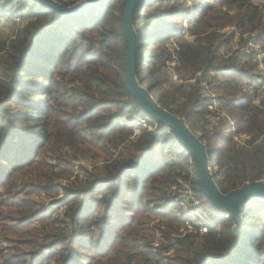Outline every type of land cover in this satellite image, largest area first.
I'll use <instances>...</instances> for the list:
<instances>
[{
    "label": "trees",
    "instance_id": "obj_1",
    "mask_svg": "<svg viewBox=\"0 0 264 264\" xmlns=\"http://www.w3.org/2000/svg\"><path fill=\"white\" fill-rule=\"evenodd\" d=\"M54 1L72 6L80 0ZM125 1L101 0L83 14L61 17L36 0H0V21L17 23L10 44L0 38V52L7 53L0 72V221H8L0 226V243L18 235L21 246L33 249L20 250L15 258L0 256V264L13 259L17 264H161L167 248L149 252L152 242L143 228L145 219L156 217L161 239L176 245L170 264H264V198L241 206L239 226L229 216L207 225L204 234L171 235L185 217L167 188L188 181L193 194L210 203L190 153L168 144L178 142L172 131L151 119L123 85ZM227 25L233 30L223 32ZM132 27L136 80L150 81L149 90L168 89L153 99L161 108L189 126L195 114L212 108L214 99L200 86L212 73L213 81L219 80L212 89L234 131L264 136V82L258 83L264 79V0H139ZM237 32L249 34L240 45L258 43L259 50L225 57ZM170 62L185 83H168ZM249 82L257 83L251 93L245 90ZM210 113L218 116L217 125L203 129L197 123L195 129L219 191L264 181V137L239 145L230 132L224 134L226 118ZM215 137L223 146H212ZM84 145L105 153L102 176L92 174L64 189L63 221L24 195L34 188L52 191L53 175L40 160L42 151L68 147L83 153ZM166 148L174 157L163 154ZM139 247L147 250L126 251L122 261L124 248Z\"/></svg>",
    "mask_w": 264,
    "mask_h": 264
},
{
    "label": "rangeland",
    "instance_id": "obj_2",
    "mask_svg": "<svg viewBox=\"0 0 264 264\" xmlns=\"http://www.w3.org/2000/svg\"><path fill=\"white\" fill-rule=\"evenodd\" d=\"M18 18H15V20H17ZM16 22V21H15ZM19 23V22H18ZM187 22L185 21L183 23V27L187 26L186 25ZM17 26V23H13L12 20H8V19H3L0 21V38L4 39L6 41L7 44H10L12 41V35L14 33V30ZM230 25H227V28L224 29L223 32H230L231 30H233V27H229ZM249 34L247 33H240L237 32L235 35V39L232 40L230 42V44L225 47V57H227L229 54L232 53V51H237L239 53L248 50V51H258L259 50V44L258 43H248V44H244V45H240L239 43L242 42L241 39H245L247 38ZM0 39V40H1ZM171 42H167L166 45L167 46H171ZM7 59V53L6 51H2L0 52V72L3 70L2 68V64L3 62H6ZM169 78V77H168ZM217 81H219L218 79H214L213 81V74L212 73H208L204 80H202V82L200 83L201 88H203V94L204 96H207L208 98L214 99L212 102V106H215L219 111H223L226 112V110L224 108L221 109V107L219 106V101L217 99L218 94L212 89L214 84H217ZM150 81H146L143 82L142 84H139L142 88H144L146 91L148 90L149 95L157 100L158 95L164 94L166 92V89L163 85V88H159L157 90H149L148 89V83ZM169 84H178V83H185L184 81L179 82L174 80L173 78H169L168 81ZM246 90V89H245ZM247 91V90H246ZM248 93H250L249 91H247ZM221 94V93H220ZM211 106V107H212ZM207 109L203 112H199L197 114H195L192 119L189 122V130L197 137V133H196V125L197 123H199V128L203 129L208 126V128L210 127L207 123V120H209L211 117L210 112L214 111L212 108ZM227 114V112H226ZM229 115V114H228ZM180 118V117H179ZM232 120V117H230ZM233 121V120H232ZM202 127H201V126ZM225 129H224V134H226L227 132H229V128L228 125H224ZM203 129L200 130V132L203 131ZM207 134H210V132ZM209 136V135H207ZM213 141H215L213 143L212 146H223V143L221 142V140L219 138H213ZM168 144H180V143H176L174 141H168ZM181 145V144H180ZM182 146V145H181ZM212 146L208 147V151L212 150ZM82 149L84 150L83 153H75L73 152L70 148L68 147H61L60 151H51V150H45L44 152L42 151L41 155H40V160L43 161V163H47L50 167H51V172L53 175V179L51 181V186H52V191L50 194H46L41 192V190H39V188L36 190V188H34L32 191H27V193L24 195L27 198H30L31 200H35L37 202V204H41L42 207L44 208L46 213H51V212H55L58 218H62L61 220L66 221L67 220V216L64 215L63 211L60 212L61 209V204H64V189L67 187H71L74 186L75 184H81L83 182V180L87 177V176H91L92 174H96L97 177L102 176V170L101 167L105 164L104 162V158H105V153L95 147L92 146H87L84 145L82 146ZM163 154L167 155L168 157H174V155H172L169 151L168 148H166L163 151ZM212 156V155H210ZM213 170L218 169V167L216 165L213 166L212 168ZM211 173V172H210ZM173 193H171V195L169 194V196H172V194H175L176 192L179 193V190L181 192L182 195V203L181 204H186L184 205H179L180 206V213L179 216L183 215L184 217L187 215L190 216H196L197 220L196 223H205L207 225L212 224V223H216V220L218 218H220L222 221L227 219L224 214L225 212H222L220 210H218L216 207L212 206L211 203L207 204L204 199H201L199 197H196L194 200L192 201H187L183 196H186V190L185 188L182 186H179V188L175 189L172 188ZM254 198H250L251 199V203L254 204ZM247 199L243 204H248L249 200ZM58 202V203H56ZM59 204V205H57ZM242 204V206H243ZM148 205V203H147ZM146 205V206H147ZM60 206V207H59ZM63 206V205H62ZM149 207H151L149 205ZM141 208H144V206L141 205ZM158 217H156V219L153 220H144V225L143 228H145V230H147V234H148V238L151 240V248L149 249V252L153 253L155 252L156 248L158 247H165L167 249H164V253H162L161 258L162 259V263L161 264H170V263H174L175 258H176V245H168V243H165L161 237L159 236L158 233H160V231H157V222H158ZM8 221H6L5 219H3L2 221H0V226L2 225V227L6 226L8 223ZM37 224H31L30 226H34ZM29 226V227H30ZM39 227V226H38ZM55 234H57V236L61 235L60 234V230L58 227H55ZM165 228V227H164ZM64 229H66V227H64ZM166 230H168V228H165ZM161 230V229H160ZM69 234V233H68ZM67 234V235H68ZM176 234V232L172 233L171 235ZM13 236V235H12ZM31 236H25L22 238H29ZM14 239L11 241V243L8 242H2L0 243V247L5 248L3 251L0 250V256H2L3 258H7L8 257H16V254H18V252H20V250L22 251H30L33 249H30L29 246H25V245H20L19 242L17 240H21L20 238H18V235H14L13 237ZM176 239V237H175ZM158 244V245H155ZM12 246V247H10ZM135 246V245H134ZM141 249L143 250H147L146 248H130L129 250L127 249H123L124 251L121 253V257H122V261H124V258L126 255H129V253L135 254V252H138V250ZM155 250V251H154ZM126 251H128L129 253L127 254ZM134 260H137V258H133ZM1 259L0 262H2ZM13 264H17L16 259H13ZM5 264V263H3ZM88 264V263H85Z\"/></svg>",
    "mask_w": 264,
    "mask_h": 264
},
{
    "label": "water",
    "instance_id": "obj_3",
    "mask_svg": "<svg viewBox=\"0 0 264 264\" xmlns=\"http://www.w3.org/2000/svg\"><path fill=\"white\" fill-rule=\"evenodd\" d=\"M61 14V17L76 16L85 13L92 5L101 0H80L72 6L62 5L54 0H36ZM139 0H126L122 13V33L127 46L126 69L123 75V85L131 94L141 109L151 119L169 128L178 142L190 153L194 159L197 181L202 195L212 206L222 212H229L236 225L240 224V209L242 204L250 198H264V181L245 183L242 187L223 194L216 186L210 173L207 161V151L198 138L189 130L182 118H179L161 108L142 88L135 77L137 51L135 32L132 27L134 9Z\"/></svg>",
    "mask_w": 264,
    "mask_h": 264
},
{
    "label": "built area",
    "instance_id": "obj_4",
    "mask_svg": "<svg viewBox=\"0 0 264 264\" xmlns=\"http://www.w3.org/2000/svg\"><path fill=\"white\" fill-rule=\"evenodd\" d=\"M17 22H20L19 18L16 20ZM174 62H170L169 65V75L170 78H173L176 81H179V76L178 74L175 72V70L172 68L174 66ZM264 82V79L259 80L258 83H262ZM257 85V83L255 82H249L248 85L245 87V89L247 91H249L250 93L252 92V89ZM262 87V86H261ZM212 109L215 110L216 112H219L224 118H226V120L229 123V132L231 133V137L232 140L239 144V145H243V146H251L259 141H261V139L264 136H259L257 138H254L253 135H251L250 133L247 132H236L234 131V123L231 120V118L226 115L225 112L223 111H219L217 110V108L215 106H212ZM218 116L217 117H212L209 120V126H216L218 123ZM137 134V130H134V135ZM179 186H183L186 190V196H183L187 201H192L196 198V196L193 194V189L191 184L188 181H179V184H174L172 186H170L169 188L166 189V194L169 196V194L171 195V193H173L172 188H179ZM171 199H173V201L179 203V205L182 203V195L181 192L179 190V193L176 192L175 194H172V196H169ZM181 205H186V204H181ZM224 216L226 218H229V212H225ZM196 216H190L187 215L185 216L184 222L181 226V228L178 230V232L174 235V237H176L177 239H183L186 235L188 234H204L207 232V224L205 223H196ZM158 245V244H155Z\"/></svg>",
    "mask_w": 264,
    "mask_h": 264
}]
</instances>
